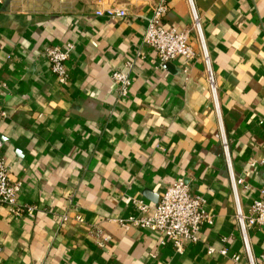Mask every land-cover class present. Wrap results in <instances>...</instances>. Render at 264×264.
I'll list each match as a JSON object with an SVG mask.
<instances>
[{
	"label": "crops",
	"instance_id": "obj_1",
	"mask_svg": "<svg viewBox=\"0 0 264 264\" xmlns=\"http://www.w3.org/2000/svg\"><path fill=\"white\" fill-rule=\"evenodd\" d=\"M155 1H0V154L20 181L16 201L35 206L15 214L0 204V264H247L230 173L246 211L264 185V0H191L215 100L188 0H166L161 21L189 29L193 58L159 61L142 42ZM110 4L125 14L94 12ZM65 42L61 83L43 48ZM113 69L129 72L124 95ZM179 177L212 215L180 252L116 220L138 214L132 198L155 203ZM248 238L257 260L259 232Z\"/></svg>",
	"mask_w": 264,
	"mask_h": 264
},
{
	"label": "built area",
	"instance_id": "obj_2",
	"mask_svg": "<svg viewBox=\"0 0 264 264\" xmlns=\"http://www.w3.org/2000/svg\"><path fill=\"white\" fill-rule=\"evenodd\" d=\"M1 1V0H0ZM192 25L198 36L201 55L206 65L207 82L211 92L212 99L215 100V85L212 72L209 65L208 54L205 48L198 16L194 10L191 0H188ZM166 0H156L145 17V25L142 31L141 40L143 43L151 46L159 61L170 60L177 56L184 59L194 57V51L189 43V29H175L171 26H165L162 23V16L166 10ZM96 14H105L109 17H118L125 14L122 6L115 4L107 5L102 9H95ZM71 42L63 44H49L43 48L49 70L55 75L59 82H66L67 70L65 61L71 50ZM130 61L126 65L130 66ZM110 79L116 84L117 94L124 95L130 83L128 70L113 69L110 71ZM5 116V110L0 107V117ZM1 146V142H0ZM222 147L225 152L226 162L229 164L225 140H222ZM241 178H234L230 173V184L235 197V219L239 229L242 248L246 255L247 264H264V185L258 188V193L252 198L246 211H242L238 204L235 193V186L241 182ZM20 181L11 180L7 174V169L0 154V204L7 206L15 214H32L35 206L33 204H20L16 201V192L19 189ZM135 203L138 214L118 217L116 220L123 226L134 225L155 230L159 233L158 243L163 244L169 241L174 250H182V239L187 238L191 241L197 239V229L202 223L211 224L212 215L204 209L205 198L199 194H192L188 191L186 182L182 178H176L167 184L161 191L155 203H148L141 198H132ZM61 220L66 218L62 214ZM78 220L82 218L76 216ZM253 227L259 232L260 251L256 260L252 255L248 229ZM100 234V231L98 230ZM98 243L107 239V235H101ZM224 239V238H223ZM213 248L208 247L210 253ZM225 253V247L218 249ZM232 259H237L238 254H230Z\"/></svg>",
	"mask_w": 264,
	"mask_h": 264
}]
</instances>
